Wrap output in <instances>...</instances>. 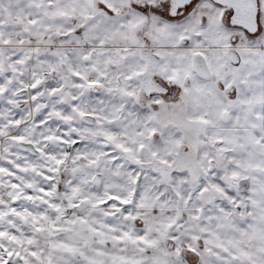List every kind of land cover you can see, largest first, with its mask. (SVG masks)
I'll list each match as a JSON object with an SVG mask.
<instances>
[{"label":"snow or ice","instance_id":"6c2138e0","mask_svg":"<svg viewBox=\"0 0 264 264\" xmlns=\"http://www.w3.org/2000/svg\"><path fill=\"white\" fill-rule=\"evenodd\" d=\"M0 264H264V0H0Z\"/></svg>","mask_w":264,"mask_h":264}]
</instances>
